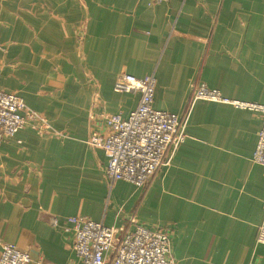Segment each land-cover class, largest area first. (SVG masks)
<instances>
[{"label":"crops","instance_id":"crops-1","mask_svg":"<svg viewBox=\"0 0 264 264\" xmlns=\"http://www.w3.org/2000/svg\"><path fill=\"white\" fill-rule=\"evenodd\" d=\"M128 74L155 76L158 110L181 114L202 83L264 103V0H0V91L54 128L2 142L0 251L7 242L30 264H83L64 226L83 215L167 229L177 264H264L260 113L198 100L169 166L144 187L111 182L110 151L87 141L137 107L139 93L114 90Z\"/></svg>","mask_w":264,"mask_h":264},{"label":"built area","instance_id":"built-area-1","mask_svg":"<svg viewBox=\"0 0 264 264\" xmlns=\"http://www.w3.org/2000/svg\"><path fill=\"white\" fill-rule=\"evenodd\" d=\"M155 3L169 0H153ZM156 78L128 74L118 77L114 90L139 93L137 107L127 117L121 113L106 117L104 131L95 130L88 144L110 151L106 175L111 182L124 180L144 187L163 167L171 164L179 146L187 138L191 110L198 100L230 103L256 111L262 126L253 160L264 166V103L232 100L217 89L197 84L181 114L153 107ZM25 127L39 134H52L54 128L38 111L30 108L16 93L0 91V151L6 137L14 136ZM133 230L106 226L83 215L64 220L65 230L72 232V248L83 264H177L172 256L170 233L165 228H148L135 222ZM53 225H59L53 219ZM258 242L264 245V219L259 228ZM32 256L13 243L1 245L0 264H30Z\"/></svg>","mask_w":264,"mask_h":264}]
</instances>
